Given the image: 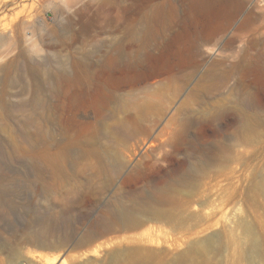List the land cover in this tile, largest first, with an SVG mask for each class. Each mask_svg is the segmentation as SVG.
<instances>
[{"label":"rangeland","instance_id":"1","mask_svg":"<svg viewBox=\"0 0 264 264\" xmlns=\"http://www.w3.org/2000/svg\"><path fill=\"white\" fill-rule=\"evenodd\" d=\"M245 1L255 11L250 25L239 18L187 80L131 87L155 58L175 60L176 32L187 30L196 52L207 19L189 0H0V237L20 248V264H111L115 252L118 264H158L160 255L219 233L221 256L193 250L188 261L247 264L229 242L241 237L243 219L264 252V122L222 164L211 161L225 157L218 145L231 144L229 134H191L170 156L179 137L168 124L182 109L206 115L240 89L238 60H264V0ZM209 69L229 78L207 95L199 83ZM40 135L47 142L32 148ZM118 206L140 211L139 221L124 224ZM153 210L186 223L172 225ZM30 224L37 233L49 227V241L60 245L25 244ZM0 264H10L6 252Z\"/></svg>","mask_w":264,"mask_h":264},{"label":"bare ground","instance_id":"2","mask_svg":"<svg viewBox=\"0 0 264 264\" xmlns=\"http://www.w3.org/2000/svg\"><path fill=\"white\" fill-rule=\"evenodd\" d=\"M139 1L147 4L155 0ZM189 3L191 7L199 9L203 13V16H205L203 18L207 19V24L201 29V41L198 44L196 52L192 53L186 42L188 31L176 32L171 38H179L181 44L177 49L175 60L161 63L155 58L152 64L148 65L145 71L143 70L144 72L141 78L138 76L129 82L131 87H136L138 84L144 82L161 84L175 77H181L187 80L203 65L202 56L206 49H212V45L224 37L239 18H242V26L247 27L250 25L253 16L255 15L254 9L247 8L245 0H189ZM198 18L199 16H195L194 20H197ZM183 28H185V26ZM199 56H201V59H198ZM233 67L239 68L245 77V79L243 78L240 81L241 86L236 94H233L232 97H227L221 102L211 104L207 114L205 115L202 113L204 116L194 115L189 109H182V116L176 117V119H173L168 124V129H170L169 133L173 136L179 137L174 144V149L170 153V156H174L181 152L184 145L188 143L187 137L189 135L202 133L204 131L231 135V144L218 145V148L225 157L220 155L221 157L218 156V158H214L211 163L222 164L230 161L232 159L230 153L233 152V150L237 147L250 144L251 136L257 130V123L264 122V60L259 61L256 57V64L255 66H252V64H249V60L245 57L242 60H238ZM227 78H229L228 75L225 76L224 74H218L213 72L212 69H209L208 72L201 76L199 88L204 94L210 95L219 90L221 84ZM204 118H208L209 121H206ZM218 120L221 122L217 124L216 122ZM169 140L171 141V139ZM169 140L165 142H168ZM41 142H47L46 135H40L38 138H30V146L32 148H37ZM71 148L73 147H63V154L68 157L73 156L71 154ZM160 151H162V149ZM77 155L85 156V152L80 151ZM228 155L231 159H229ZM184 162L186 163L187 159H185ZM200 166L201 165H197L194 167L200 168ZM192 167L191 169L194 168ZM260 187L264 190V179L261 181ZM159 196H166L165 198L170 197L169 192L165 189L159 191ZM139 212L140 211L138 210L124 208L123 206L116 207L118 218L126 225L133 224L136 221L138 222ZM151 213L154 216L164 218L166 222H169L170 224L172 223V225L175 224L180 227V225L183 226L186 223L184 216L182 217L173 212L153 210ZM42 223L44 224V222ZM43 224L41 226H44ZM238 224L241 229V237L231 233L232 235L229 237L230 241H228L232 243V246L234 245L237 248L236 251L239 253V259L246 260L247 264H264L262 243L256 234L255 229L244 219ZM22 234V240L25 244L28 242H34L39 247L55 248L60 245V243H52L49 241L50 233L49 227L47 226L40 227L39 232L37 233L34 231V227L30 224V226L23 230ZM219 234H210L198 238L195 241L192 240L188 250L178 253L175 256L173 255V257L167 258L159 254L160 257L158 264H181V262L184 264H186V262L191 264L188 261V258L193 250L201 253H215V255L221 256L227 248L226 245L223 244V239H220L221 236ZM164 241L167 243L169 240ZM172 245H174V243ZM0 251L8 254L10 264H20L18 262V259L22 258L20 255L22 253L20 248L14 247L11 243L2 240L1 237ZM121 255L122 254L119 252L113 253L110 263L118 264L121 260ZM226 255L227 253H225L224 256ZM55 261L56 259L46 261V263L53 264ZM2 262L3 260L1 263ZM83 264H91V260H86Z\"/></svg>","mask_w":264,"mask_h":264}]
</instances>
